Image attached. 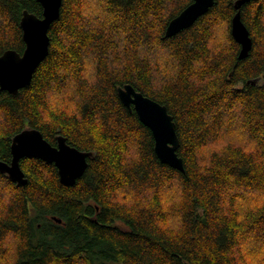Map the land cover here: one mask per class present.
Listing matches in <instances>:
<instances>
[{
    "label": "trees",
    "instance_id": "trees-1",
    "mask_svg": "<svg viewBox=\"0 0 264 264\" xmlns=\"http://www.w3.org/2000/svg\"><path fill=\"white\" fill-rule=\"evenodd\" d=\"M192 2L63 0L30 85L0 90V159L27 128L92 155L73 185L36 157L21 159L25 184L0 171V264H264V0H215L167 36ZM25 10L44 8L0 0V56L24 52ZM127 83L174 116L185 171L159 159Z\"/></svg>",
    "mask_w": 264,
    "mask_h": 264
},
{
    "label": "water",
    "instance_id": "water-1",
    "mask_svg": "<svg viewBox=\"0 0 264 264\" xmlns=\"http://www.w3.org/2000/svg\"><path fill=\"white\" fill-rule=\"evenodd\" d=\"M39 1L44 8L43 16L39 17L25 10L21 20L26 44L24 52L21 54L9 49L0 56V90L17 94L20 89L30 85L35 70L49 54V30L60 17L63 0ZM245 1L247 0H238L236 8H240ZM214 4L215 0H193L170 21L166 35L172 36L190 27ZM232 34L241 45L239 58L247 57L253 41L240 11L232 19ZM118 94L124 105L130 110L135 109L140 120L151 128L159 159L185 171L184 160L178 154L180 138L177 124L167 106L138 91L131 83L119 86ZM11 152L10 162L0 159V171L19 184L28 182L21 166L22 158L36 157L47 163H54L58 168L60 180L73 185L84 174L88 167V157L92 155L91 151H83L70 145L62 135L58 136L57 145H52L37 128H27L17 133L12 140Z\"/></svg>",
    "mask_w": 264,
    "mask_h": 264
},
{
    "label": "rangeland",
    "instance_id": "rangeland-1",
    "mask_svg": "<svg viewBox=\"0 0 264 264\" xmlns=\"http://www.w3.org/2000/svg\"><path fill=\"white\" fill-rule=\"evenodd\" d=\"M262 246V244L260 245V244H258V245H255L254 246V244L253 245H251L249 248L251 249L252 247H255L254 249H252L251 251H248V252H250L251 254H255L256 253V250L258 249V250H261L263 247H261ZM262 251H263V254H264V249H262Z\"/></svg>",
    "mask_w": 264,
    "mask_h": 264
},
{
    "label": "flooded vegetation",
    "instance_id": "flooded-vegetation-1",
    "mask_svg": "<svg viewBox=\"0 0 264 264\" xmlns=\"http://www.w3.org/2000/svg\"><path fill=\"white\" fill-rule=\"evenodd\" d=\"M52 145H53V144H52ZM56 145H57V143H56ZM56 145H55V146H56Z\"/></svg>",
    "mask_w": 264,
    "mask_h": 264
}]
</instances>
